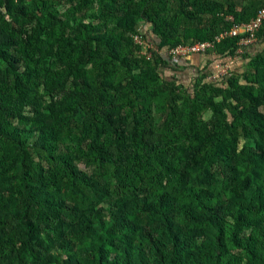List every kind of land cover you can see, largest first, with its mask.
I'll use <instances>...</instances> for the list:
<instances>
[{
    "label": "trees",
    "instance_id": "1",
    "mask_svg": "<svg viewBox=\"0 0 264 264\" xmlns=\"http://www.w3.org/2000/svg\"><path fill=\"white\" fill-rule=\"evenodd\" d=\"M262 9L0 0V264H264V26L228 78L238 37L167 54Z\"/></svg>",
    "mask_w": 264,
    "mask_h": 264
},
{
    "label": "built area",
    "instance_id": "2",
    "mask_svg": "<svg viewBox=\"0 0 264 264\" xmlns=\"http://www.w3.org/2000/svg\"><path fill=\"white\" fill-rule=\"evenodd\" d=\"M227 21L233 22V18L231 16L226 17ZM264 26V9L260 10L256 16L253 19H250L248 22L243 23H234L229 31L221 32L215 39L211 42H205V43H195L190 46H177L174 49L168 51L167 54L170 55L171 58H179L181 56H189L192 53H199V52H205L208 49H213L215 46L214 43H219L225 38L228 37H238V49L235 51V56L242 53L244 50L243 47H246L248 45L255 44L257 42V33L261 29V27ZM133 41L136 44H139L143 49L146 48L145 43H143L138 36H133ZM211 49V50H212ZM144 52V51H142ZM148 54V53H147ZM222 68H220L219 72L211 75L208 77V81L211 79H214L216 77H225L228 78L231 73L228 70V67L226 66V60L227 58L222 57L221 59ZM214 71V70H213Z\"/></svg>",
    "mask_w": 264,
    "mask_h": 264
},
{
    "label": "crops",
    "instance_id": "3",
    "mask_svg": "<svg viewBox=\"0 0 264 264\" xmlns=\"http://www.w3.org/2000/svg\"><path fill=\"white\" fill-rule=\"evenodd\" d=\"M262 50V45L259 44L258 42H256L255 44L252 45H248L244 51H242L241 54L237 55L235 58L236 60H234L232 62V64L230 65L231 70H233L234 72H236L237 69H239L241 66L242 68H244L247 64V62H245V60H249L250 56H253L257 53V51ZM244 54V55H243ZM246 55V56H245ZM191 56V55H190ZM189 57V56H188ZM211 56L209 55H192L191 58V64L196 66L202 65L203 62H205L206 60H209ZM200 62H202V64H200ZM214 62L212 61V65L211 68L213 67ZM205 65V64H203ZM188 70V69H187ZM188 70L186 73L189 74ZM236 73H240V72H236Z\"/></svg>",
    "mask_w": 264,
    "mask_h": 264
},
{
    "label": "rangeland",
    "instance_id": "4",
    "mask_svg": "<svg viewBox=\"0 0 264 264\" xmlns=\"http://www.w3.org/2000/svg\"><path fill=\"white\" fill-rule=\"evenodd\" d=\"M61 8H63V9H65V11L63 12V15L64 14H66L67 12H66V9H68L67 7L65 8V7H63V5H62V7ZM40 46L43 48L44 47V43L42 42V44L40 43ZM161 53L162 54H164V52H162L161 51ZM215 53H212V56L214 55ZM211 56V55H210ZM211 56V57H212ZM236 56H234V57H228V56H225V58H227V60H226V66L225 67H228V70H229V72L230 73H232V72H234L233 70H231V68H230V65L232 64V62L234 61V60H236V58H235ZM251 57V56H250ZM214 62V64H213V67H212V70H214V72L215 73H217V72H219L220 70V68H222V66H220V64H221V60H216V61H213ZM245 62H247V64H246V66L244 67V68H242V66L239 68V69H237L236 70V72H240V73H242V72H244L245 71V69L247 68V66H248V62H249V60H245ZM261 110V109H260ZM261 112L262 113H264V109L263 110H261ZM79 118V117H78ZM77 119V118H76ZM157 121H160V119H159V117H157ZM81 169H84L83 167H81Z\"/></svg>",
    "mask_w": 264,
    "mask_h": 264
}]
</instances>
